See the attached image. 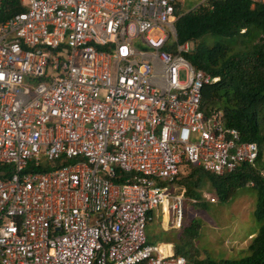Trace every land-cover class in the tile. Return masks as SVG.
<instances>
[{
	"label": "built area",
	"instance_id": "2783aa9c",
	"mask_svg": "<svg viewBox=\"0 0 264 264\" xmlns=\"http://www.w3.org/2000/svg\"><path fill=\"white\" fill-rule=\"evenodd\" d=\"M20 2L0 21V264H187L147 241L153 211L181 226L196 202L169 184L264 144L203 109L215 77L177 42V0Z\"/></svg>",
	"mask_w": 264,
	"mask_h": 264
},
{
	"label": "trees",
	"instance_id": "16d2710c",
	"mask_svg": "<svg viewBox=\"0 0 264 264\" xmlns=\"http://www.w3.org/2000/svg\"><path fill=\"white\" fill-rule=\"evenodd\" d=\"M23 9L20 0H2L0 21ZM175 11L179 14L175 22L177 42L189 44L188 51L183 53L185 58L194 68L215 77L214 82L202 88L203 109L206 112L211 108L221 110L226 126L237 129L243 140L263 145L264 3L210 0L182 12L177 1ZM165 49L172 52L174 45ZM261 171L264 172L262 156L254 166L242 164L221 175L187 163L181 167L174 181L183 184L181 189L187 197L197 200L202 197L204 185L209 183L212 194L222 202L229 200L238 187L252 182L250 186L256 191L252 215L260 225L257 232L251 234L242 256L224 259L208 255L201 257L194 247L199 225L193 220L187 226L182 225L178 233L164 231L166 239L163 242L171 243L174 254L183 255L187 264H264V175Z\"/></svg>",
	"mask_w": 264,
	"mask_h": 264
},
{
	"label": "rangeland",
	"instance_id": "374dc122",
	"mask_svg": "<svg viewBox=\"0 0 264 264\" xmlns=\"http://www.w3.org/2000/svg\"><path fill=\"white\" fill-rule=\"evenodd\" d=\"M177 1L182 11H188L197 6L201 0ZM180 79H183L182 74ZM261 156L264 158V148ZM169 185L178 190L184 187L181 182ZM250 185L238 187L229 200L222 202L212 194V188L206 183L201 190L202 197L198 199L199 201L186 200L181 226L173 227V217L171 214L166 215L168 229L164 226L165 231L178 233L182 225L187 226L193 220L199 225L194 238V247L201 257L208 255L215 259H224L242 256L251 234L256 233L260 225L252 215L256 191ZM211 197L213 201L210 200ZM154 217V222H150L147 226L148 241L161 243L166 239L165 232L161 230L162 226H159L161 214H155Z\"/></svg>",
	"mask_w": 264,
	"mask_h": 264
},
{
	"label": "crops",
	"instance_id": "0c3cea01",
	"mask_svg": "<svg viewBox=\"0 0 264 264\" xmlns=\"http://www.w3.org/2000/svg\"><path fill=\"white\" fill-rule=\"evenodd\" d=\"M164 211V210H163ZM163 211H160V209H157V210H155V211H153V214H154V216H155V214L157 215V214H161V220H160V222H159V226L161 227H163V229H162V227H161V230H163V231H165L166 229H164V226H166L167 227V229H168V226L166 225V216H165V214L166 215H168V213H167V211L165 212H163ZM155 218V217H154ZM153 222H154V219H153ZM150 224V223H149ZM148 224V225H149ZM170 228V227H169ZM161 243H163V244H167V246H170L169 248H172L173 249V245L171 244V243H165V242H161Z\"/></svg>",
	"mask_w": 264,
	"mask_h": 264
},
{
	"label": "clouds",
	"instance_id": "9594fccd",
	"mask_svg": "<svg viewBox=\"0 0 264 264\" xmlns=\"http://www.w3.org/2000/svg\"><path fill=\"white\" fill-rule=\"evenodd\" d=\"M197 6H195L194 8H196ZM193 9V8H192ZM183 12V11H182ZM185 12V11H184ZM182 14V13H181ZM248 184H251V182H249ZM252 185V184H251ZM177 192L178 191H183L184 192V190H178V189H175ZM185 194V193H184ZM194 198V197H193ZM196 199V198H195ZM196 201H198L197 199H196ZM165 212H166V210H164ZM168 213V212H167ZM169 215V214H168ZM154 219V218H153ZM152 222V221H151ZM170 222H171V220H170ZM182 224V223H181ZM148 226V225H147ZM173 226V225H172ZM174 227V226H173ZM176 228V227H175ZM146 231H147V228H146ZM147 234V233H146ZM147 241H148V238H147ZM149 242V241H148ZM150 243V242H149ZM166 243V242H165ZM158 244H163V243H158Z\"/></svg>",
	"mask_w": 264,
	"mask_h": 264
},
{
	"label": "bare ground",
	"instance_id": "6f19581e",
	"mask_svg": "<svg viewBox=\"0 0 264 264\" xmlns=\"http://www.w3.org/2000/svg\"><path fill=\"white\" fill-rule=\"evenodd\" d=\"M165 216H166V214H165ZM167 217V216H166Z\"/></svg>",
	"mask_w": 264,
	"mask_h": 264
}]
</instances>
